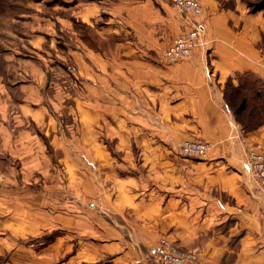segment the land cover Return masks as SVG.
I'll list each match as a JSON object with an SVG mask.
<instances>
[{"label": "crops", "instance_id": "1", "mask_svg": "<svg viewBox=\"0 0 264 264\" xmlns=\"http://www.w3.org/2000/svg\"><path fill=\"white\" fill-rule=\"evenodd\" d=\"M100 1L88 0L80 16L91 20L96 6L98 13L110 8ZM200 3L206 32L187 58L162 55L187 27L174 8L120 0L121 29L132 35L115 50L78 43L60 54L71 64L58 71L66 80L50 81L31 66L13 81L15 91L0 84V219L18 216L11 233L38 234L60 220L76 241L57 236L40 247L48 254L59 242L73 246L58 264H159L151 250L160 235L199 248L205 264H264V184L244 163L248 150L264 151V113L245 130L226 99L228 78L237 88V74L264 81L263 8L251 11L244 0ZM161 20L183 30L165 34ZM193 138L209 143L204 158L180 154L181 142ZM85 169L96 200L88 230L81 210L60 205L80 200ZM61 170L72 172L66 182L48 180ZM69 218L72 225H64ZM30 245L9 247L8 264L32 263L30 253L17 258Z\"/></svg>", "mask_w": 264, "mask_h": 264}, {"label": "rangeland", "instance_id": "2", "mask_svg": "<svg viewBox=\"0 0 264 264\" xmlns=\"http://www.w3.org/2000/svg\"><path fill=\"white\" fill-rule=\"evenodd\" d=\"M153 1L167 3L175 9L182 19H185L184 15L180 13L169 0ZM244 1L248 5L249 2H255L258 0ZM87 2L88 0H0V84H5L8 88L14 90V85H12L13 81L26 77L27 75L25 72L29 71V67L31 66L36 67L37 69L42 68L45 73L48 72L47 75L50 81L56 82L63 79L66 80L69 76L66 75V78L64 76L60 77L59 72H65V67H69V65L71 66L69 63L65 65L64 62H61L60 54L64 55V53H67L69 51L67 49L81 43L82 47H85L84 45H86L94 50L108 52L110 50H115L118 43L123 41L124 38H131L132 32L128 31L126 26L121 29L120 0H109L104 2L107 3V5H110V8H98L100 11L99 13L97 12L96 6L93 10L95 12H91L90 14V16L93 14L95 15L91 20H88L89 18L81 17L78 12L83 4L87 5ZM100 2V0H94V3L96 4H100ZM161 12L165 11L162 10ZM262 13L264 14V8L262 9ZM109 17L112 18V20H108ZM105 20L110 23L109 28H111V30L104 34L101 30L103 26H106ZM159 24V31L164 32L166 29L163 27L167 28L165 34L175 31L179 33L183 30V27L176 30L175 25H169L168 23L162 22V20ZM123 25H125L124 21ZM205 32H203V36H205ZM201 43L203 44V42ZM253 105H250L251 107L249 108L253 110L252 113L250 111L245 112L243 115L241 114V118L246 120L249 116L252 117V121L257 119L262 111L261 104L257 106L253 102ZM254 107H258V109ZM179 146L178 149L180 154L183 156H189L183 154L180 151ZM88 172L89 171L85 169V173L81 174V176L85 177V182H82L84 183L82 186L84 190L81 189L80 200L73 201V199L69 197V199L65 200L63 204H60L62 208L66 209L68 212H73V208L81 210V214L86 216L81 218L82 230L90 229L88 216L90 211L95 212L93 210L94 207H91V203L96 200L94 195L92 197L89 195L87 182ZM70 175H72L71 171L62 172L61 170L57 175L50 173L48 180L57 179L58 181L63 180L66 182ZM1 182L2 179L0 180V184ZM69 191L72 192V188H69ZM71 192H69V195H71ZM5 204H8V202ZM49 206L50 210L56 209L52 204H49ZM14 209H17V215L21 211L20 208ZM98 212L103 214L101 211ZM98 212L97 221L101 223ZM17 217L14 218L13 216V218L5 217L0 219V264H8V257L12 252V250L8 248L13 245L28 246L31 244V250H28L27 254L25 253L26 250L22 248L19 249L21 252H19L20 255L17 256V258L24 259L30 253L28 256L33 258V262L28 264H45L43 258H49L48 264H58L63 259L72 256L73 246L71 247L70 245V248L68 249L60 247V242H68L71 244L73 240L76 241V238H74L72 233L69 232L70 227L67 228L62 226L63 224L60 223L59 220L57 226L55 225V222L52 224L54 225V228L44 230L38 234L11 233L9 227L10 225L11 227L15 226L17 220H19ZM67 224L72 225V218L65 219L64 225ZM63 228L67 232L64 231ZM99 234L101 237L105 236L103 233ZM57 236H61V238L64 239H60L57 247L55 244L52 245L48 254L43 253L44 251L40 249L42 246L41 244H51L56 241ZM160 236H158L157 239ZM111 239L113 240L115 238L112 237ZM52 247L53 249H51ZM69 264H72V262H69Z\"/></svg>", "mask_w": 264, "mask_h": 264}, {"label": "built area", "instance_id": "3", "mask_svg": "<svg viewBox=\"0 0 264 264\" xmlns=\"http://www.w3.org/2000/svg\"><path fill=\"white\" fill-rule=\"evenodd\" d=\"M184 15L186 29L173 37L163 50V58L177 61L190 56L192 50L201 44L205 23L200 18L202 7L200 0H169ZM209 143L201 139H185L179 148L183 154L194 158H204ZM248 171L264 184V151L250 149L245 156ZM3 179L0 173V180ZM153 259L159 264H205L199 248L184 249L168 237L161 235L151 250Z\"/></svg>", "mask_w": 264, "mask_h": 264}, {"label": "trees", "instance_id": "4", "mask_svg": "<svg viewBox=\"0 0 264 264\" xmlns=\"http://www.w3.org/2000/svg\"><path fill=\"white\" fill-rule=\"evenodd\" d=\"M248 6L251 11L262 9L264 8V0L249 2ZM237 80L240 83L239 88L232 86L230 78H228L226 81V93H228V95H226L227 104L236 114V119L242 128L245 130L252 129L262 122V114L264 113V81L252 73L237 74ZM240 96L241 98L239 103L234 105L236 98ZM256 100V104H261L262 108V111L260 112V115L257 117V119L252 121V117L249 116L246 118V120L241 118V114L243 115L245 112L250 111L252 113L253 110L249 108L251 107L250 105H253V102L255 103ZM254 108L258 109V107ZM109 147L112 148L110 145Z\"/></svg>", "mask_w": 264, "mask_h": 264}]
</instances>
